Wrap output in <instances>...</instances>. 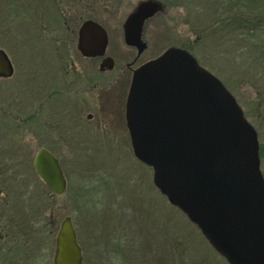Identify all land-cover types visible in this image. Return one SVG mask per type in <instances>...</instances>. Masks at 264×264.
<instances>
[{
  "label": "rangeland",
  "instance_id": "1",
  "mask_svg": "<svg viewBox=\"0 0 264 264\" xmlns=\"http://www.w3.org/2000/svg\"><path fill=\"white\" fill-rule=\"evenodd\" d=\"M168 1L96 3L97 10L119 11V21L144 3L166 9L159 14L166 26L146 31L149 49L142 57L127 46L120 27L108 30L109 52L120 67L134 63L135 69L170 47L188 50L224 83L263 144L264 11L249 16L239 11V0H231L220 17L213 15L220 0H178L176 7ZM27 4L32 10L24 23L9 26V19L0 20V47L15 67L12 79H0V264H53L57 233L67 216L84 264H230L154 185V171L135 157L125 124L100 128L87 121L78 99L89 76H75V71L86 75L95 64L77 51L75 11L79 7L84 12V4ZM58 9L65 11L73 29L51 26ZM118 75L119 68L105 80ZM130 82L126 72L115 91H128ZM98 129L121 130V135L114 139ZM40 148L59 159L68 182L64 195H54L35 172L33 160ZM260 163L264 175V158ZM45 219L44 232L39 225Z\"/></svg>",
  "mask_w": 264,
  "mask_h": 264
},
{
  "label": "water",
  "instance_id": "2",
  "mask_svg": "<svg viewBox=\"0 0 264 264\" xmlns=\"http://www.w3.org/2000/svg\"><path fill=\"white\" fill-rule=\"evenodd\" d=\"M156 2L141 4L125 29L129 46L142 42L145 19ZM109 38L98 23L79 31L85 57L103 56ZM111 68V67H110ZM14 68L0 50V77ZM126 121L135 157L154 171V185L199 227L230 264H264V175L258 134L224 83L183 48L172 47L134 72ZM35 172L54 195L68 182L55 154L40 148ZM53 264H84L72 218L65 217L56 237Z\"/></svg>",
  "mask_w": 264,
  "mask_h": 264
},
{
  "label": "flooded vegetation",
  "instance_id": "3",
  "mask_svg": "<svg viewBox=\"0 0 264 264\" xmlns=\"http://www.w3.org/2000/svg\"><path fill=\"white\" fill-rule=\"evenodd\" d=\"M80 1L84 4L82 7L84 9L83 10L84 12H82L78 7L80 5L79 4ZM101 1L103 2V0H73V2L78 7V9L75 11V24H74L75 30H78L77 51L79 55L86 61H93L95 63L94 69L87 70L86 75H84L83 71L81 73H78V71H75V76H77V78L79 77L85 78L89 76L88 77L89 79L87 80V82L89 83V86H87L85 89L80 91V98L78 99V102L83 107L84 109L83 112H87L86 113L87 121L88 122L96 121L100 128L102 127L106 128L107 126L112 127V125H114L115 127V126H121L122 124H125L126 129L128 131L129 138H130V142H131V137H130V133L127 127V121H126V105H127V99H128L132 79L134 76V72L138 68L143 66L144 64L154 59H157L169 48L165 50L162 54H159L158 56L142 64H139L137 68L135 69L132 68V64L134 63H125L120 67L116 57L109 52L110 37H109L108 30L111 27H114V28L120 27L125 30L126 27L129 26V23H130L129 20L137 12L139 7H137L134 11H132L129 14V16L126 17L124 21H119L118 19L119 11L114 13L112 9H108V8L105 10H101L102 7H100L99 10L95 9L96 3H101ZM64 2H69V1H64ZM89 9L92 10L93 15L90 14V16H87L86 14H88ZM31 10H32L31 5L27 4V0H18V1L17 0H3L2 4H0V13H1L0 20L5 21L6 19H9L11 23L9 26H14L17 22L24 23L29 18V14L31 13ZM164 10L161 11L158 9V11L153 16L145 19L143 26H142L141 38H142V42L145 43L147 47L141 54L139 53L138 47L129 46L126 43L130 49H133L137 52L138 59L142 57V55H144L149 49V43L148 41L145 40L146 31L151 28H158V27L162 28L164 27V25L166 26L167 24V22L165 21L166 18L165 17L162 18V16L166 13ZM57 12H58V15L59 14L60 15L59 16L57 15V17L53 21L50 22L51 26L60 27L64 29H73L74 27L70 25V18L67 17V14L65 13V11L58 9ZM95 14H99L100 18L95 17L94 16ZM159 14L160 15L162 14V16L159 17ZM44 20L45 21L47 20L46 16ZM88 21H93V22L100 24L107 31L108 38H109V44L103 56L85 57L79 51V48H78L79 31L81 27L83 26V24ZM1 34H2V30L0 28V36ZM0 50L5 51L7 55L9 54V52L4 47H0ZM8 56L13 65V61L10 57V54ZM13 68H14V74H13L14 76L15 75L14 65H13ZM117 68H119V75L115 77L114 79H112V81L110 80L106 81L105 79H108L110 75H112V73L115 72ZM126 72L131 73V82H130L128 91H123L122 88L119 89L120 92L115 91V89L117 88V85L121 82L123 83V78L125 77ZM12 77L10 78L0 77V79L10 80L12 79ZM110 94H112L113 96L110 98H107V96ZM98 131L102 132L103 134H106L107 136L110 135L114 139L117 138V135L119 136L121 135L120 133L121 130L120 131H114V130L107 131L106 129H103V130L98 129ZM39 226H40V231L43 230L45 232L47 228L46 219H45V223L40 224Z\"/></svg>",
  "mask_w": 264,
  "mask_h": 264
},
{
  "label": "trees",
  "instance_id": "4",
  "mask_svg": "<svg viewBox=\"0 0 264 264\" xmlns=\"http://www.w3.org/2000/svg\"><path fill=\"white\" fill-rule=\"evenodd\" d=\"M176 1H178V0L168 1V5L176 7L177 5H174L176 3ZM230 1L231 0H229V1L226 0V3H225V1L222 2V0H220L219 5H218V7H216L213 15H217L220 17L222 15H225L224 12L229 7V5L228 6H225V5L230 3ZM239 1H240L238 3L239 11L242 10V13H245V14H248V12H249V16L251 13H255L256 11H259V10L264 11V0H239ZM166 2H167V0H166ZM227 19L230 20L229 18H227ZM259 157H260L261 161L264 158V143L259 144Z\"/></svg>",
  "mask_w": 264,
  "mask_h": 264
}]
</instances>
